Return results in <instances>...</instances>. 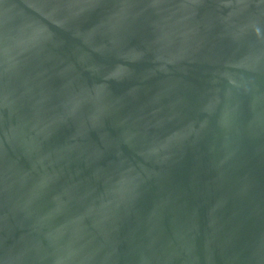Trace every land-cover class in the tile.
<instances>
[{"label": "water", "instance_id": "water-1", "mask_svg": "<svg viewBox=\"0 0 264 264\" xmlns=\"http://www.w3.org/2000/svg\"><path fill=\"white\" fill-rule=\"evenodd\" d=\"M0 264H264V0H0Z\"/></svg>", "mask_w": 264, "mask_h": 264}]
</instances>
